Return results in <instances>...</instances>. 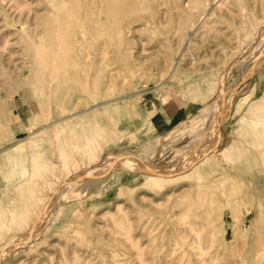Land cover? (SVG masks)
I'll return each mask as SVG.
<instances>
[{
  "label": "rangeland",
  "instance_id": "374dc122",
  "mask_svg": "<svg viewBox=\"0 0 264 264\" xmlns=\"http://www.w3.org/2000/svg\"><path fill=\"white\" fill-rule=\"evenodd\" d=\"M96 1L0 0V256L49 209L0 264H264V0H117L102 53ZM224 93L214 144L175 171Z\"/></svg>",
  "mask_w": 264,
  "mask_h": 264
},
{
  "label": "bare ground",
  "instance_id": "6f19581e",
  "mask_svg": "<svg viewBox=\"0 0 264 264\" xmlns=\"http://www.w3.org/2000/svg\"><path fill=\"white\" fill-rule=\"evenodd\" d=\"M97 1H98V3H97ZM97 1L95 2L96 5L93 9V13H94V19L92 18L93 23L89 22L90 23L89 28H90V32L92 34V37L94 38V42H95L94 44L96 46L100 47L98 50V53H100V52L102 53V52H107V51L102 50L101 49L102 46H100V45L105 44L107 39L111 40L112 35H113L115 30H117V29L122 30V31L124 30V27L121 25L122 20L119 19V14L121 13L120 11H122L124 9V7L120 6V3L117 0L116 1L115 0H112V1L111 0H108V1L107 0H97ZM132 2L134 3V1H131V3L129 2L128 4L130 6H132V5L134 6V4ZM106 9L108 10V13L105 14ZM84 12L86 13V11H84ZM189 39H190V37H189ZM233 63H234V61H233ZM102 68H103L102 70L105 69V67H102ZM175 68H176V64L173 65L172 70L170 72V75H172L175 72ZM130 79H133V78H130ZM85 84L86 85H84V87L91 86V88H93L95 91L100 89L99 83H97L95 81L92 82V80H89ZM107 99L108 98H104L103 102L107 101ZM225 99L226 98H225V93H224L221 96L217 97L214 100V102L212 103V105L208 104L201 111L200 116H201L202 122H201V125H199V127L195 128V131H196L195 137H197V138L194 141L195 143H193L194 146L190 148V154H188V156L191 158H189V160H186L185 162H183V164L181 166L178 165L175 171H177V169H179V171H184V170L189 169L191 167V163L194 160L202 157L204 154L207 153L208 150H210L211 146L214 144V139H215L214 136L216 134V131L219 129L221 122H222V120L225 116V113H226V111H225L226 105L224 106L222 104V102L223 103L226 102ZM210 112H212V116L210 115ZM205 127H207V128L205 129ZM8 147H10V146H8ZM12 147H17V144H13ZM124 159H125V162H122V160H119L116 163H119V164H117L118 166H123V167H125L124 169H127L128 171H130L131 172L130 177L132 179H138L141 177V174L139 171H142L145 169L150 170V168H151L150 166H147V165L144 166L143 162H141L137 159L136 160L133 158H124ZM114 165L115 164L108 162V164L105 165L104 170H105V168L107 170V168L113 167ZM161 168L162 169H157L158 173H164V174L172 173V172H169V170H167L165 166H162ZM104 170L103 169L97 170V167H95V168H93V171H91V170L88 171L90 174L83 173V174H80L79 176H77L76 178H71V179L65 181L63 184H61L59 186V188H57L55 194L52 196V199H54L55 201L60 200L61 198H63L61 196L64 193V190H66V194H67V191L69 192L73 189H75V190L79 189L80 187H78L77 189L75 188L79 184H80V186H82V184H84V182H86V181L90 180L89 181V183H90L92 180L99 179L102 175L99 176L96 174L103 173V172H105ZM23 173L26 174V171L23 170ZM158 180L159 179L157 178V181ZM73 183H75V185L72 186V188H71V185ZM68 195H69V193H68ZM78 195H79V193H78ZM69 196H68V198H69ZM48 212H49L48 206L45 205L42 208L39 216L35 217L33 219L28 231L26 233L20 235L19 237H16L15 240H12L10 242V244L8 245L7 250L0 256V259L3 258L9 251L15 249L16 247H18V246L20 247V246L27 244L30 241V239L37 234V231L39 230L40 225L43 222V220L45 219ZM47 218H48V215H47ZM47 221H48V219H47ZM236 243L237 242H235V244ZM228 254H229V252H228ZM259 261L260 260H258V262ZM256 263H257V261H256ZM259 263H261V262H259Z\"/></svg>",
  "mask_w": 264,
  "mask_h": 264
},
{
  "label": "crops",
  "instance_id": "0c3cea01",
  "mask_svg": "<svg viewBox=\"0 0 264 264\" xmlns=\"http://www.w3.org/2000/svg\"><path fill=\"white\" fill-rule=\"evenodd\" d=\"M167 118H170V117H167Z\"/></svg>",
  "mask_w": 264,
  "mask_h": 264
}]
</instances>
